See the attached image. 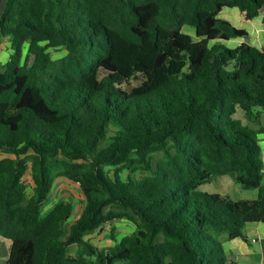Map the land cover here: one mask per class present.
<instances>
[{"label":"trees","instance_id":"1","mask_svg":"<svg viewBox=\"0 0 264 264\" xmlns=\"http://www.w3.org/2000/svg\"><path fill=\"white\" fill-rule=\"evenodd\" d=\"M224 8L264 23V0H6L5 264H229L225 242L264 223V47H228L248 32ZM222 176L258 198L199 191ZM58 178L86 199L71 224L72 203L47 209ZM117 219L135 230L88 239Z\"/></svg>","mask_w":264,"mask_h":264},{"label":"rangeland","instance_id":"2","mask_svg":"<svg viewBox=\"0 0 264 264\" xmlns=\"http://www.w3.org/2000/svg\"><path fill=\"white\" fill-rule=\"evenodd\" d=\"M231 18H233V21L238 26H244L248 22L244 16L241 14H234L231 15ZM186 32L194 35V31L191 28H186ZM263 40H259V37L257 36V33H253L251 37H248L245 39L246 42L253 43L254 45L263 46L264 45V38ZM228 47H231L230 44H226ZM232 46H234L232 44ZM232 48V47H231ZM10 44L7 38H4L2 40V43L0 45V71L4 70V63L6 64L9 61V54H10ZM51 54L53 57L57 58L59 56L64 55L65 51L62 50H53L50 49ZM237 118H240L243 120V122L246 124L248 121L245 118V115L242 111H239L236 115ZM259 123L264 126V111L260 114V117L258 118ZM254 127L255 124H252ZM257 127V126H256ZM260 142L263 147L264 151V134L260 135ZM8 155L3 154L0 152V160L7 157ZM114 170V169H110ZM128 171H124L123 177L126 178L128 176ZM226 180H229L228 184H231L232 186H229L226 183ZM25 185L27 186V194L31 195L33 192V179L31 176V169H29L24 177ZM200 192L204 193H220V194H227L231 196L235 200H241V199H247V200H254L258 198V190H244L241 188L239 184H236L233 179L230 176H224V177H218L214 178L212 182L203 185L199 189ZM70 202L74 206V213L72 218L70 219V224L77 221L80 218V215L83 211V208L86 203V199L81 191L80 185L77 183H74L73 181L67 179V178H58L55 182V186L52 191V197L51 201L47 207V209L52 208L56 203L58 202ZM112 225V226H111ZM106 226L103 227L101 231H98L97 233H94L88 239H90L95 246H97L100 249L106 248L107 246H110L114 244L112 241V233L115 232L116 237L120 240L126 235L132 233L135 230V224L132 221H129L127 219H117L114 222H112ZM252 248L255 251L261 252V244L260 242L253 243ZM6 258L0 259L1 264H5Z\"/></svg>","mask_w":264,"mask_h":264},{"label":"crops","instance_id":"3","mask_svg":"<svg viewBox=\"0 0 264 264\" xmlns=\"http://www.w3.org/2000/svg\"><path fill=\"white\" fill-rule=\"evenodd\" d=\"M237 13L244 16L237 9L224 8L220 14V17L222 19L229 21L237 28L246 29L248 32V36L245 37L244 39H240V38L233 39L227 42L226 44H230L232 48L236 47L242 42H246L245 39L248 37H251L253 33H257V36L259 37L260 41L263 40L262 39L264 38L263 13L259 17L255 18L254 20H247L245 18L248 22L244 26H238L237 24L234 23L233 18H231L230 14L236 15ZM246 43H249V42H246ZM232 44L234 46H232ZM249 44L256 46L258 48L264 47V45L259 46V45H254L253 43H249ZM3 65H5V63ZM226 183L228 184L229 180H226ZM228 185L232 186L231 184H228ZM224 195H227V194L225 193ZM244 234L246 236V239L238 238L235 240L225 242V245H224L225 252L227 254L229 264H264V251L262 248V242L264 241V223L247 224L244 229ZM257 242H260L261 244V252L255 251L252 248V244L257 243Z\"/></svg>","mask_w":264,"mask_h":264},{"label":"water","instance_id":"4","mask_svg":"<svg viewBox=\"0 0 264 264\" xmlns=\"http://www.w3.org/2000/svg\"><path fill=\"white\" fill-rule=\"evenodd\" d=\"M6 0H1L0 1V18L2 16L3 10H4V6H5Z\"/></svg>","mask_w":264,"mask_h":264}]
</instances>
